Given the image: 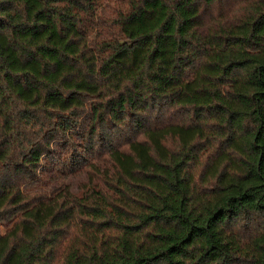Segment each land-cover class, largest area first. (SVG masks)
I'll return each instance as SVG.
<instances>
[{
    "label": "trees",
    "instance_id": "obj_1",
    "mask_svg": "<svg viewBox=\"0 0 264 264\" xmlns=\"http://www.w3.org/2000/svg\"><path fill=\"white\" fill-rule=\"evenodd\" d=\"M0 264H264V0H0Z\"/></svg>",
    "mask_w": 264,
    "mask_h": 264
},
{
    "label": "rangeland",
    "instance_id": "obj_2",
    "mask_svg": "<svg viewBox=\"0 0 264 264\" xmlns=\"http://www.w3.org/2000/svg\"><path fill=\"white\" fill-rule=\"evenodd\" d=\"M47 177L50 180V186L45 190H49L51 192H57L58 190L63 189L64 187L70 188L72 191H76L78 184L80 183L82 177H56L51 173L46 172Z\"/></svg>",
    "mask_w": 264,
    "mask_h": 264
}]
</instances>
